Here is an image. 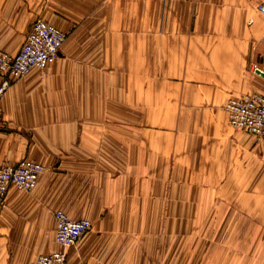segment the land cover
<instances>
[{"label": "crops", "instance_id": "1", "mask_svg": "<svg viewBox=\"0 0 264 264\" xmlns=\"http://www.w3.org/2000/svg\"><path fill=\"white\" fill-rule=\"evenodd\" d=\"M262 3L0 0L3 49L15 53L38 17L66 34L59 57L45 68L34 67L17 80L0 73V85L8 82L0 117V164L29 158L47 167L32 190L10 187L0 206V264H28L38 254L59 249L53 216L57 209L92 222L67 250L69 264H146L132 260L131 241L120 246L123 224L138 220L133 216L138 206L129 209L132 196L123 198L128 184L137 187V182L124 181L117 158L137 155L139 141L118 127L123 124L124 74L121 68L107 72L100 66L103 60L94 30L130 29L131 78L139 75L135 66L139 42L146 39L147 77H155L159 69L163 77L172 78L161 88H170L178 124H188V119L196 124L204 117L223 124L230 97L264 94V77L256 72V68L264 71V15L258 10ZM141 29L146 32L140 36ZM78 30H84L82 37ZM116 39L106 34V49L117 46ZM147 88L152 93L156 86ZM138 92L132 85L131 113L136 115L126 118L132 132L139 124ZM158 135L163 153L171 150L170 127L164 126ZM229 144L233 145V136ZM256 146L252 171L264 172V140ZM162 185L163 190L170 188L169 182ZM237 215L243 223L231 234L242 237L235 245L243 257L233 264H252L246 256L252 250L259 253L258 264H264V231L245 224L250 221L245 213Z\"/></svg>", "mask_w": 264, "mask_h": 264}, {"label": "rangeland", "instance_id": "2", "mask_svg": "<svg viewBox=\"0 0 264 264\" xmlns=\"http://www.w3.org/2000/svg\"><path fill=\"white\" fill-rule=\"evenodd\" d=\"M141 31L146 32V29L140 30V36ZM78 32L81 37L84 35V30ZM94 32L103 60L100 66L107 72L121 68L124 74L121 78L123 124L118 127L139 141L137 155L117 158L123 165L124 181L137 182V187L128 184L123 198L132 196V202L127 203L129 209L138 206L135 209L138 213L133 215H137L138 220L123 224L120 246L131 241L132 260L137 258L139 263L146 264L241 261L243 253L238 252L235 244H240L242 237L234 233V238L231 234L243 223L237 219V214L245 213V217L250 218L244 223H250L251 229L264 231V172L252 171L256 145L264 138H252L234 128L228 119L223 124L207 117L196 124L190 123L193 119H188V124H178L170 88H161L169 85L172 78L163 77L159 69L155 77H147L146 39L139 42L138 64L135 65L139 75L131 78L130 29ZM106 34L117 36L118 43H114L117 46L110 44V49H106ZM123 56L128 60L121 61ZM152 84L156 88L151 93L147 87ZM132 85L139 88V124L133 132L131 124H126L127 117L136 115L131 113ZM164 126L170 127L171 150L165 149L163 153L162 140L157 137ZM231 136L233 145L229 144ZM244 162L250 166L244 168ZM163 182H169L170 188L166 186L163 190ZM256 240L259 242V238ZM180 244L183 248H179ZM246 256L252 264H258V251L252 250Z\"/></svg>", "mask_w": 264, "mask_h": 264}, {"label": "built area", "instance_id": "3", "mask_svg": "<svg viewBox=\"0 0 264 264\" xmlns=\"http://www.w3.org/2000/svg\"><path fill=\"white\" fill-rule=\"evenodd\" d=\"M264 15V4L258 6ZM66 34L48 21L36 18L20 48L11 53L0 47V73L8 74L12 80L23 77L32 68H45L60 55ZM7 81L0 85V117L2 99ZM229 124L255 138H264V94L248 93L230 97L225 103ZM47 167L29 158H22L15 164H0V206L10 187L32 190ZM55 219V240L59 249L36 255L28 264H69L67 250L76 245L80 238L92 227L87 218H72L63 210L53 212Z\"/></svg>", "mask_w": 264, "mask_h": 264}, {"label": "water", "instance_id": "4", "mask_svg": "<svg viewBox=\"0 0 264 264\" xmlns=\"http://www.w3.org/2000/svg\"><path fill=\"white\" fill-rule=\"evenodd\" d=\"M256 72L259 73L260 75H262L264 77V71L256 68Z\"/></svg>", "mask_w": 264, "mask_h": 264}, {"label": "bare ground", "instance_id": "5", "mask_svg": "<svg viewBox=\"0 0 264 264\" xmlns=\"http://www.w3.org/2000/svg\"><path fill=\"white\" fill-rule=\"evenodd\" d=\"M253 204V203H252ZM252 204H251V206H252Z\"/></svg>", "mask_w": 264, "mask_h": 264}]
</instances>
